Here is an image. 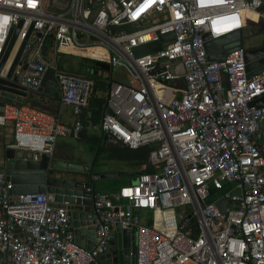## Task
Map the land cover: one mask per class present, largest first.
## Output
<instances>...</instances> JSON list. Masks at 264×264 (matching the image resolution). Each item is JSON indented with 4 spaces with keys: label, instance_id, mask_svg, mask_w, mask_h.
Masks as SVG:
<instances>
[{
    "label": "built area",
    "instance_id": "built-area-1",
    "mask_svg": "<svg viewBox=\"0 0 264 264\" xmlns=\"http://www.w3.org/2000/svg\"><path fill=\"white\" fill-rule=\"evenodd\" d=\"M262 8L263 0H0V56L21 23L12 50L29 34L18 84L38 92L52 69L60 104L74 118L67 126L29 104L5 103L0 127L12 125L11 148L38 160L53 156L59 139L80 138L100 73L60 70L63 55L75 56L61 50L63 39L75 49L102 48L106 60L86 59L131 73L123 82L108 75L99 132L130 150L152 147V171L135 185L86 188L96 221L91 250L75 241L67 209L49 195L13 196L0 173V261L101 264L118 226L135 243L131 264H264V106H250L264 94V71L247 76L242 48L208 61L202 38L242 32L264 20ZM221 199L238 204L221 212Z\"/></svg>",
    "mask_w": 264,
    "mask_h": 264
},
{
    "label": "water",
    "instance_id": "water-1",
    "mask_svg": "<svg viewBox=\"0 0 264 264\" xmlns=\"http://www.w3.org/2000/svg\"><path fill=\"white\" fill-rule=\"evenodd\" d=\"M21 23L13 29L0 56V113H2L5 102L12 101L22 104L28 97L25 88L18 84V76L14 75L15 68L19 64L23 47L27 37L22 42L11 65L3 74L4 66L12 50L13 43L18 35ZM172 38V34L163 35L160 41H166ZM205 41V50L208 55V61H223L224 57L230 52L243 49L246 64V73L248 77L255 76L264 71V44L256 48L246 49L241 41V32L236 31L228 35L214 38L206 33L203 35ZM51 45V37L48 46ZM86 59V58H85ZM94 62V67L106 72L112 73L109 64ZM176 73H182L181 65L174 68ZM57 89V82L54 77V71L48 70L39 92L53 98ZM250 106L257 108L264 106V94L250 103ZM110 141L101 133L99 135L98 147L102 143ZM98 151L95 152L90 164L83 165L75 162H65L55 159L53 156L43 154L38 160H34L30 152L21 149L11 148L7 143L0 144V173L4 174L6 180L12 184L11 193L13 196L25 194H43L53 198V206L67 209L74 230L75 241L80 246L91 250L95 245L94 227L96 223L95 216L92 214V194L86 191V188L93 185L91 177L93 174L94 163ZM143 171L135 173L120 172L100 174V179L115 178L117 176H128L132 178L131 184L137 183V177L143 174ZM87 179H84V177ZM93 187V191H94ZM238 195V190L232 193ZM238 204L237 201H226L221 199L217 202V207L224 212L226 206ZM178 211H182L179 209ZM186 212H184L185 214ZM181 219V215L178 216ZM87 236L89 241H84ZM132 236L128 230H121L118 226L115 229V235L111 236L112 251L106 255L100 256L101 264H131L130 251L135 243L131 242ZM116 242V246L114 243ZM0 264H4L0 261Z\"/></svg>",
    "mask_w": 264,
    "mask_h": 264
},
{
    "label": "crops",
    "instance_id": "crops-1",
    "mask_svg": "<svg viewBox=\"0 0 264 264\" xmlns=\"http://www.w3.org/2000/svg\"><path fill=\"white\" fill-rule=\"evenodd\" d=\"M262 12L264 13V4H263ZM249 27H251V29L248 31V33L245 36L246 39L244 40V48L250 49V48H256V47L262 46L264 44V32L262 31V28H264V20L262 19L254 20V22H252L251 24L250 23L247 24V27L244 30H247ZM243 31L241 32V38L243 36ZM95 55L97 56V58H102V55L98 53H96ZM29 96H31L34 100L38 98L39 100H42V101L46 100L48 103H50L51 104L50 107L54 111L53 115L57 117V119L62 124L67 125V126H71L73 124L74 118L71 114V110L68 107L61 106L57 89H56L55 96L53 98L48 97L39 91L31 93V94L28 93V97ZM5 103H15V102L6 101ZM24 103H26V101ZM90 117H91L90 109L83 111L81 118L84 124V129L81 132L80 138L78 140H72V139H59L58 140V142L56 143L54 154H53V157L55 159L60 160V161H65V162H75V163H79L83 165H88L91 163L89 162L91 155L90 153H88V151H85V149L83 148V144H86L87 142H91V144L94 145L93 139H96L97 144H98L99 136L95 137L94 133H95V128L96 127L99 128V123L94 125ZM13 134H14L13 128L10 123H8L6 126L0 127V144L7 143V145L10 146L13 142ZM99 135H100V132H99ZM107 143L113 146H117V144H111L109 142ZM98 168H99L98 171L95 169V167L93 168L94 175L100 176V174L111 172V170H109L108 168H102V167H98ZM139 171L141 170H138L136 172H139ZM83 177L84 179H87V177L85 176ZM92 186L97 191L94 182ZM98 192H103V191H98ZM113 192L105 191L103 193H113ZM84 241H89L87 239V236L84 237Z\"/></svg>",
    "mask_w": 264,
    "mask_h": 264
},
{
    "label": "rangeland",
    "instance_id": "rangeland-1",
    "mask_svg": "<svg viewBox=\"0 0 264 264\" xmlns=\"http://www.w3.org/2000/svg\"><path fill=\"white\" fill-rule=\"evenodd\" d=\"M264 2V1H263ZM264 4V3H263ZM250 22H254V20H251ZM251 29V27H249L247 30L243 31V36L241 38L242 44L244 46V40L246 39V34L248 33V31ZM61 50L63 51H67L70 54H73L75 56H63L61 57L59 63H58V67L59 69H61L60 67L63 68H79L81 69L82 72H87L89 73L90 71L93 72L92 68H89L88 66L82 65V60L81 58H90V59H100V60H106L107 59V53L102 49V48H87V49H75L72 46H70V44H68L67 42H61ZM96 53L102 55V58H97V56L95 55ZM81 57V58H80ZM92 65H94L92 63ZM104 73V72H103ZM106 74V72L104 73ZM107 75H109L107 73ZM131 76V73L127 70V68H125L124 66L117 68V66H115L112 70L111 73V77L113 80L116 81H122L125 80L127 77ZM35 101H37V105L35 107L47 111L49 113L53 114V110L51 109V104L48 103L46 100H39L38 98L35 99ZM95 137L99 136V128L96 127L95 128V133H94ZM79 147V146H78ZM98 144L97 145H92L91 142H87L86 144H83V148L85 149V151H88V153H90L91 158L90 161L93 159L94 154L96 151H98L95 163H94V167L95 169L98 171L99 168L98 167H102V168H108L109 170H111V172L109 173H115L118 174L120 172H127V173H135L136 171L140 170L141 167H135V166H130L127 161H125V159H127L128 157H131L132 154L130 152H128L126 149L124 148H116V155L114 154V148L115 146L110 145L108 143H102L101 146L99 148ZM91 152H90V150ZM89 156V155H87ZM132 181L131 177L128 176H117L115 178H106V179H98L97 181L94 182L97 191H107V192H116L119 190L120 187L125 186V185H129ZM154 216V214H153Z\"/></svg>",
    "mask_w": 264,
    "mask_h": 264
},
{
    "label": "trees",
    "instance_id": "trees-1",
    "mask_svg": "<svg viewBox=\"0 0 264 264\" xmlns=\"http://www.w3.org/2000/svg\"><path fill=\"white\" fill-rule=\"evenodd\" d=\"M250 24L252 22H249ZM262 31L264 32V28H262ZM66 56V55H63ZM62 56V57H63ZM68 57V56H66ZM82 60V65L88 66L89 68H92L93 71L98 70L99 71V75L96 77V86H95V91L93 94V97L90 101L89 107L88 109H90L91 111V121L94 125L98 124L100 121V117H101V113H102V109H103V105L105 102V91L107 90V86L109 84V76L107 74H104L103 72H101V70L97 69L94 67V65H92V63L94 64L93 61L89 60V59H85V58H81ZM62 71H65L67 73H71V74H78V75H87V72H82L81 69L77 68H63L60 67ZM125 80H122L121 82H123ZM31 94V93H30ZM37 101H35L31 96L27 97L26 99V103L25 104H29L31 106H36L37 105ZM99 120V121H98ZM94 145H97V140L93 139ZM116 148H124L126 149L128 152H130L132 154L131 157H128L127 159H125V161H127V163L130 166H135V167H141V171H146V172H151L152 171V167L149 165L148 163V155L149 152L151 151L152 147H143L140 148L138 150H130L126 147H123L121 145H117L114 148V154L116 155Z\"/></svg>",
    "mask_w": 264,
    "mask_h": 264
},
{
    "label": "bare ground",
    "instance_id": "bare-ground-1",
    "mask_svg": "<svg viewBox=\"0 0 264 264\" xmlns=\"http://www.w3.org/2000/svg\"><path fill=\"white\" fill-rule=\"evenodd\" d=\"M64 41L67 42L65 39H63L62 42H64ZM18 44H19V40H18V42L16 43L14 49L11 51V53H10V55H9V57H8V60H7L6 64H5V66H4L3 74L7 71V69H8L9 66L11 65V63H12L14 57H15V53H16V50H17ZM95 48H99V47H95Z\"/></svg>",
    "mask_w": 264,
    "mask_h": 264
}]
</instances>
